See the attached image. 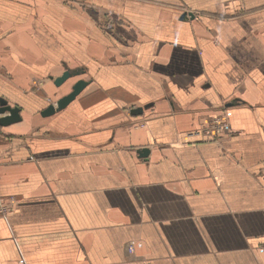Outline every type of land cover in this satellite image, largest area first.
I'll list each match as a JSON object with an SVG mask.
<instances>
[{
  "label": "crops",
  "instance_id": "crops-1",
  "mask_svg": "<svg viewBox=\"0 0 264 264\" xmlns=\"http://www.w3.org/2000/svg\"><path fill=\"white\" fill-rule=\"evenodd\" d=\"M0 96V264H264V0H0Z\"/></svg>",
  "mask_w": 264,
  "mask_h": 264
},
{
  "label": "water",
  "instance_id": "water-1",
  "mask_svg": "<svg viewBox=\"0 0 264 264\" xmlns=\"http://www.w3.org/2000/svg\"><path fill=\"white\" fill-rule=\"evenodd\" d=\"M191 16H193V14H191ZM80 74L81 73L79 71L66 70L63 72L62 76L55 78L54 81L57 86H61L71 77L76 75L79 76ZM88 84L89 81L85 79H79L78 81H76L72 87V91L61 97L59 100H57L56 103L50 104L47 108L42 111V115L50 116L52 114H55L57 111L66 108L73 100L76 99V97L84 90V88H86ZM142 110L143 109L141 108L134 109L133 113H140L142 112ZM20 111L21 108L19 106L12 107L6 98L0 96V114L4 115L8 113L5 116H0V125L7 126L21 121L22 117ZM139 153L142 157H145L149 154V149L143 148L140 150Z\"/></svg>",
  "mask_w": 264,
  "mask_h": 264
},
{
  "label": "built area",
  "instance_id": "built-area-1",
  "mask_svg": "<svg viewBox=\"0 0 264 264\" xmlns=\"http://www.w3.org/2000/svg\"><path fill=\"white\" fill-rule=\"evenodd\" d=\"M111 27V24L109 25V28ZM205 123L207 124L206 128H211L212 135H215L219 133L222 134L228 127L227 121L225 120V117H215L212 118L210 121L209 119L205 120ZM208 130V129H207ZM0 211L1 213H8L10 211V208L8 205L0 202ZM127 250L129 254H133L135 252V244L133 242H129L127 244Z\"/></svg>",
  "mask_w": 264,
  "mask_h": 264
},
{
  "label": "rangeland",
  "instance_id": "rangeland-1",
  "mask_svg": "<svg viewBox=\"0 0 264 264\" xmlns=\"http://www.w3.org/2000/svg\"><path fill=\"white\" fill-rule=\"evenodd\" d=\"M75 71H76V70H75ZM217 117H222V116H217ZM204 125H205V127L207 126L206 123H204ZM227 125H228L227 129H226L222 134L219 135V133H218V134L215 133L216 138H219V139H220V137H223V136L225 135V133H226L227 130L229 129V122H227ZM204 131H206V130H204ZM210 133H211V132H210ZM2 203H3V202H2ZM0 212H1V211H0Z\"/></svg>",
  "mask_w": 264,
  "mask_h": 264
}]
</instances>
